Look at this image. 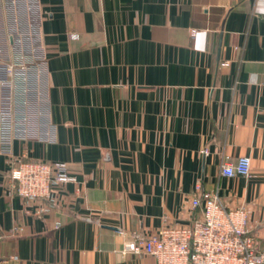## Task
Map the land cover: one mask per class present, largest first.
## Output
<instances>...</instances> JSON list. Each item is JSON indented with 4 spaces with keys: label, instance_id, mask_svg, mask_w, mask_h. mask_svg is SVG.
Returning <instances> with one entry per match:
<instances>
[{
    "label": "crops",
    "instance_id": "0c3cea01",
    "mask_svg": "<svg viewBox=\"0 0 264 264\" xmlns=\"http://www.w3.org/2000/svg\"><path fill=\"white\" fill-rule=\"evenodd\" d=\"M22 3L11 153L76 180L38 213L0 153V264H155L131 233L190 224L197 184L264 226V0ZM239 156L249 175H222Z\"/></svg>",
    "mask_w": 264,
    "mask_h": 264
},
{
    "label": "built area",
    "instance_id": "2783aa9c",
    "mask_svg": "<svg viewBox=\"0 0 264 264\" xmlns=\"http://www.w3.org/2000/svg\"><path fill=\"white\" fill-rule=\"evenodd\" d=\"M16 69L22 65L0 62V153L8 156L10 188L25 201L37 202L38 213L48 212L58 205L55 187L76 179L64 162L12 155ZM220 173L248 176L249 157L223 162ZM194 191L190 205L200 211L190 224L165 225L150 234L132 232L124 252L150 255L155 264H264V250L257 246L264 226L254 232L247 228L246 207L228 208L217 191L202 190L199 184Z\"/></svg>",
    "mask_w": 264,
    "mask_h": 264
},
{
    "label": "rangeland",
    "instance_id": "374dc122",
    "mask_svg": "<svg viewBox=\"0 0 264 264\" xmlns=\"http://www.w3.org/2000/svg\"><path fill=\"white\" fill-rule=\"evenodd\" d=\"M3 3L2 6L0 7L1 9V13H0V29L4 28L5 29V35H4V43L6 47H3L2 50H0V59L5 60V62L8 63H12V59L13 57H17L16 53H14L15 51H13L12 49H7V47H9L8 44V30L10 31L11 29H13L14 26L19 25V20L17 18V16H19V14L23 13L24 9H23V3L22 0H4L1 1ZM30 7L27 8L26 7V12L28 11V15H29V11ZM34 12V10H33ZM20 17V16H19ZM11 34L9 35L11 39H15V35H13L12 32H10ZM1 37V35H0ZM25 41V40H24ZM21 52L22 54H24V52H26V50L21 48Z\"/></svg>",
    "mask_w": 264,
    "mask_h": 264
}]
</instances>
